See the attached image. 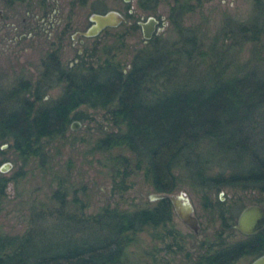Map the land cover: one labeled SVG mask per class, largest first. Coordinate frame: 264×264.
Wrapping results in <instances>:
<instances>
[{"label":"trees","instance_id":"1","mask_svg":"<svg viewBox=\"0 0 264 264\" xmlns=\"http://www.w3.org/2000/svg\"><path fill=\"white\" fill-rule=\"evenodd\" d=\"M256 7L264 10V2ZM257 15L249 29L240 27V33L251 34L246 39L255 44L254 52L264 46L258 45L264 36V22H259L264 13ZM193 41L176 50L162 46L139 50L127 66L125 58L111 53L112 48L104 59L96 60L95 48L66 68L56 52L50 53L37 80L0 93V146L9 143L25 163H48L55 157L50 152L53 143L65 136L72 119L88 117L81 106L104 109L116 129L104 131L94 150L108 154L114 191L123 194L137 171L159 193L172 194L187 183L199 186L206 190L203 202L218 209L226 226L223 202L220 197L212 202L211 191L258 190L261 196L256 203L264 205V153L256 144V139L264 138V70L228 63L225 68L233 70V77H217L216 85H172L179 65L187 61V69L200 67L195 56L200 55L204 63L212 55V49L195 50ZM212 65L217 67L215 62ZM57 84H64L62 94L45 99L47 90ZM216 152L224 158H215ZM211 165L221 168L211 173ZM7 183L0 178V205ZM61 186L32 213V225L23 234L0 231V264H126L127 248L140 232L155 230L156 238L164 239L158 231L166 230L172 219L170 199L87 213L89 202L79 195L68 199ZM39 222L44 224L40 230ZM50 224H54L51 229ZM40 239L48 241L41 245ZM247 243L250 250L244 253H264V230L246 242L223 244L220 264L232 261L230 256Z\"/></svg>","mask_w":264,"mask_h":264},{"label":"rangeland","instance_id":"2","mask_svg":"<svg viewBox=\"0 0 264 264\" xmlns=\"http://www.w3.org/2000/svg\"><path fill=\"white\" fill-rule=\"evenodd\" d=\"M261 1L264 2L87 0L86 3H81L80 0H47V3H40V0H0V10L5 15L0 22V93L11 90L22 82L37 80L44 71V61L50 53L56 52L62 66L66 68L74 62L80 50L88 53L95 48L98 52L97 61L106 58V52L112 48L111 53L116 54V58H125V66L142 49L152 50L162 46L176 50L193 40L192 45L197 47L195 50L212 49V55L207 58V62L203 63L200 55L195 56L194 62L201 64L200 67L191 66L187 69V61L185 66L179 65L172 80V85L179 87H200L204 84L211 85V82L216 85L217 77L226 79L232 76L233 70L225 68L228 63L232 64L231 67L238 64L257 65L264 70V46L254 52L255 44L246 39L250 38L249 31L240 33V27L249 29L253 19L258 18L257 14L264 13V10L258 11L256 7ZM175 6L177 9L174 11ZM111 9L126 16L124 24L108 28L96 37L90 38L81 34L91 25L92 13ZM130 9L133 13L129 15ZM150 16H155L161 23L158 25L160 29L146 41L139 22L146 21ZM45 20L48 21L47 25ZM260 21L264 22V17ZM263 43L264 36L258 45ZM118 47L119 50L116 49ZM124 52H127L126 56ZM213 62L217 67H213ZM63 89L64 84L52 85L47 90L45 99L58 98ZM80 110L86 112L88 117L82 120L72 119L70 125L74 123L78 128L70 126L65 136L53 143L50 152L55 157L48 163H25L18 158L9 143L1 144L0 178L6 179L8 183L0 205V231L14 235L23 234L32 225V213L38 211L42 204H46L55 189L62 187L61 184L66 188L68 199L79 195L89 202L87 213H96L108 206L143 207L157 201L151 200L150 195L156 191L141 171L131 177L130 187L123 194L113 190L114 172L107 158L108 154L94 150V146L104 131H114L116 127L107 119V111L104 109L83 105ZM256 144L264 153V138L256 139ZM214 147L217 148L216 145ZM214 157L224 158L218 152ZM236 157L231 155L229 158ZM7 162L13 165L2 169L1 166ZM210 167L211 173L221 168L219 165ZM205 192V189L188 186L187 183L172 193L186 194L194 204L198 216L201 217L202 214L199 232H194L174 213L166 230L158 231L161 235L165 234L164 239L156 238L155 230L143 231L137 235L135 242L127 248L126 264H190L185 254L188 248L195 253L198 251L196 246L192 247L194 242L219 239L216 230L223 228L221 221L210 223L203 214ZM209 195L212 202L220 197L223 207H230L229 215L238 216L243 207L256 203L261 193L254 189L244 191L236 187H225L222 191H211ZM231 223V231L227 229L225 233L228 244L245 239L246 236L234 227L236 219L231 220ZM43 226L39 222L37 229L40 230ZM53 226L54 224H50L48 228ZM182 237L186 239L185 245L183 249H179L175 243H183ZM41 239L38 241L41 245L48 241ZM254 257L244 256L236 264H250Z\"/></svg>","mask_w":264,"mask_h":264},{"label":"water","instance_id":"3","mask_svg":"<svg viewBox=\"0 0 264 264\" xmlns=\"http://www.w3.org/2000/svg\"><path fill=\"white\" fill-rule=\"evenodd\" d=\"M92 24L88 29L83 32V35L87 37H92L98 35L101 31L108 27H117L126 21L125 16L118 10H108L104 13L94 12L91 14ZM160 21L154 17L150 16L146 21H141L139 24L142 27L144 37L146 41L151 39L156 32ZM71 127L78 128L74 123ZM13 164L7 162L1 166L2 169L11 167ZM151 200H159L164 198H169L175 208V211L179 217L195 231L199 229V221L196 216L193 215L194 206L190 198L182 193L178 195L168 194V193H152L150 195ZM237 229L246 235H252L264 230V205L259 203H253L245 206L241 211L237 224ZM250 264H264V253L259 254Z\"/></svg>","mask_w":264,"mask_h":264},{"label":"flooded vegetation","instance_id":"4","mask_svg":"<svg viewBox=\"0 0 264 264\" xmlns=\"http://www.w3.org/2000/svg\"><path fill=\"white\" fill-rule=\"evenodd\" d=\"M11 1H22V0H11ZM81 1V3H86V1L87 0H80ZM40 3H47V0H40ZM112 10V9H111ZM113 10H115V9H113ZM47 12V11H46ZM106 12V11H105ZM120 12V11H119ZM98 13H104V12H98ZM129 15L130 14H132L133 13V10H129ZM123 14V13H122ZM44 15H47V13L46 14H44ZM124 15V14H123ZM125 16V15H124ZM4 17H5V15H4V13H3V11L2 10H0V22H2L3 20H4ZM155 17V16H154ZM125 18H126V16H125ZM149 18V17H148ZM44 19V18H43ZM127 19V18H126ZM161 23V22H160ZM159 23V24H160ZM45 24L47 25L48 24V21H46L45 20ZM92 24V23H91ZM140 25V24H139ZM141 26V25H140ZM108 28H114V27H108ZM108 28H106V29H108ZM142 28V27H141ZM158 28V27H157ZM106 29H104L103 31H105ZM86 31V30H85ZM85 31H83V32H85ZM103 31H101L99 34H101ZM83 32H81V34L83 35ZM98 34V35H99ZM98 35H96V36H98ZM83 36H85V35H83ZM96 36H92V37H96ZM87 37V36H86ZM91 38V37H90ZM18 39V38H17ZM83 50H80L79 51V54H78V56L75 58V60H74V62H78V61H80V57L83 55V54H85V53H83L82 52ZM85 51V50H84ZM74 62H72V63H70V65H73V63ZM169 199V198H168ZM221 199V198H220ZM172 202V201H171ZM192 202V201H191ZM193 204V203H192ZM172 206H173V213H172V216H173V214L174 213H177L176 211H175V208H174V205H173V203H172ZM193 206H194V204H193ZM203 206L205 207V212H203V214L205 215V217H207L208 218V221H210V223H213V222H215L216 220H219V221H221V219H220V215H221V213L219 212V211H217V210H215V206L214 205H211V204H203ZM247 206V205H246ZM244 208V207H243ZM243 208H242V210H243ZM241 210V211H242ZM241 211H240V213H241ZM229 213H230V207H227V206H225L223 209H222V216H224V218L227 220V225L225 226L224 225V227L223 228H221V229H219V228H217V230H216V232H217V234H219V239H205V240H202V241H196V242H194L193 244H192V247L193 246H196V249L198 250V251H196V253L195 252H193V251H191V248H188L187 250H186V254H185V256H186V258H187V260L189 259V263L190 264H220L221 262L219 261V251H220V247L224 244L225 245V247H228V246H232V245H236L237 243H242V242H246V240L248 239V238H251L252 236H254V235H256V234H258V233H260L261 231H259L258 233H255V234H252V235H246V234H244L245 236H246V238L245 239H243V240H239L238 242H236V243H233V244H228V240L226 239L228 236H227V234H225L226 233V231H227V229L229 230L232 226H233V223H231V220H235L236 219V223L234 224V227H236V224H237V220H238V217H239V215H240V213L238 214V216H235V215H229ZM178 215V214H177ZM193 215L194 216H196L197 217V219H198V221H199V229H198V231H195L193 228H191L190 226V228L191 229H193L194 230V232H199V230H200V228H201V217H202V214H200L201 215V217L200 216H198V214L196 213V210H195V207H194V210H193ZM179 216V215H178ZM235 217H237V218H235ZM171 221H172V219H171ZM171 221H169V222H171ZM183 221V220H182ZM184 222V221H183ZM168 223V222H167ZM185 223V222H184ZM221 223H222V221H221ZM186 224V223H185ZM228 226V227H227ZM237 228V227H236ZM231 230H229V232H230ZM242 233V232H241ZM243 234V233H242ZM226 235V236H225ZM173 236H175V235H173ZM175 238V237H174ZM221 238V239H220ZM185 237H182V241H184L183 243H179V242H177V243H175V244H177L176 246H178L179 247V249H183V245H185ZM247 250H250V244L249 243H247L246 245H243L242 247H240V248H238V253L237 254H234L232 257L230 256V258L232 259V261H230L229 263H226V264H236V263H238L239 262V260L240 259H242L244 256H254V255H250V254H246V253H244V252H246ZM258 256V255H257ZM256 257V256H255ZM254 257V258H255Z\"/></svg>","mask_w":264,"mask_h":264}]
</instances>
